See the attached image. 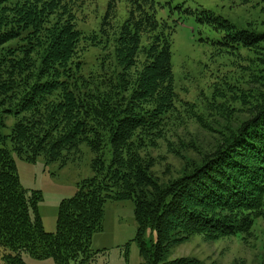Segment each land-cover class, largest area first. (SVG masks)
<instances>
[{
    "label": "trees",
    "instance_id": "1",
    "mask_svg": "<svg viewBox=\"0 0 264 264\" xmlns=\"http://www.w3.org/2000/svg\"><path fill=\"white\" fill-rule=\"evenodd\" d=\"M116 25L110 0L98 33L78 26L72 0H0V248L4 264L24 255L55 264H95L92 239L102 230L108 199L135 202L141 264H203L169 259L171 248L200 233L219 238L250 233L264 218V92L244 118L219 131L201 164L163 182L149 146L162 136L178 94L172 64L176 25L158 18V0H126ZM171 5V3H168ZM188 14L184 4L176 7ZM202 22L224 27L228 47L260 53L264 35L238 31L203 11ZM113 41L115 68L84 76L82 53ZM264 61V59L262 60ZM40 62V65L38 63ZM264 73V70H263ZM264 79V76H259ZM11 132L3 134L8 119ZM86 144L94 176L59 207L56 232L45 230L42 194L22 188L12 152L21 159L65 165ZM111 158L107 159V150ZM147 231L157 240L148 246Z\"/></svg>",
    "mask_w": 264,
    "mask_h": 264
},
{
    "label": "rangeland",
    "instance_id": "2",
    "mask_svg": "<svg viewBox=\"0 0 264 264\" xmlns=\"http://www.w3.org/2000/svg\"><path fill=\"white\" fill-rule=\"evenodd\" d=\"M79 28L87 35L98 33L110 0H72ZM164 5L157 15L176 25L172 39V64L176 109L164 124L161 137L149 146L155 159L154 171L160 180L169 182L201 164L205 149L217 145L219 131L229 123L246 116L254 99L264 92V41L260 53L225 45L224 27L217 21L202 22L203 11L220 21H228L238 31L254 30L264 35V0H158ZM116 25L129 14L126 0H116ZM171 3L169 5L168 3ZM184 4L193 13L176 7ZM82 74L89 77L103 67L114 70L113 41L89 47L83 53ZM40 65V62L38 63ZM14 119L7 121L3 134L11 132ZM233 125V124H232ZM22 188L39 191V211L45 230L56 232L59 207L64 199L73 197L79 185L94 176L93 153L86 144L81 154L61 165L47 163L43 156L36 162L21 159L12 152ZM106 157L111 158V149ZM135 202L132 199H108L102 230L94 234L92 249L99 251L95 264H141V245L137 239ZM144 240L149 247L157 240L156 232L147 231ZM0 248V264L2 260ZM189 257L203 264H264V218L256 219L250 233L209 238L194 234L174 245L169 259ZM28 264H55L52 258L36 259L24 255Z\"/></svg>",
    "mask_w": 264,
    "mask_h": 264
}]
</instances>
